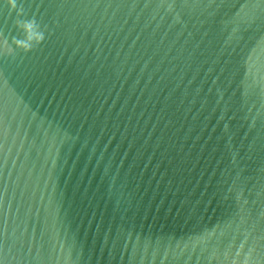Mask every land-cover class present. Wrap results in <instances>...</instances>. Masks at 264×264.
<instances>
[{
	"label": "water",
	"instance_id": "1",
	"mask_svg": "<svg viewBox=\"0 0 264 264\" xmlns=\"http://www.w3.org/2000/svg\"><path fill=\"white\" fill-rule=\"evenodd\" d=\"M18 4L46 38L8 51L0 0V264H264V0Z\"/></svg>",
	"mask_w": 264,
	"mask_h": 264
},
{
	"label": "clouds",
	"instance_id": "2",
	"mask_svg": "<svg viewBox=\"0 0 264 264\" xmlns=\"http://www.w3.org/2000/svg\"><path fill=\"white\" fill-rule=\"evenodd\" d=\"M9 15L15 13L14 27L22 34V38L13 37L11 43L7 38L4 40L5 47L8 51L19 50L28 53L38 47L45 40V29H42L40 24L33 18H27L22 4H18V0H4ZM243 244H241V250ZM240 252H237L239 255ZM250 255L244 260V264H249ZM233 264H237L234 260Z\"/></svg>",
	"mask_w": 264,
	"mask_h": 264
}]
</instances>
